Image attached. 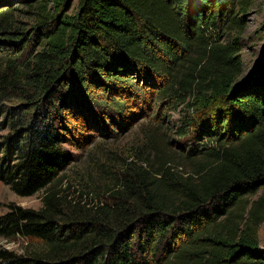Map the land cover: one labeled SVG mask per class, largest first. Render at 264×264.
I'll return each mask as SVG.
<instances>
[{
    "label": "trees",
    "instance_id": "1",
    "mask_svg": "<svg viewBox=\"0 0 264 264\" xmlns=\"http://www.w3.org/2000/svg\"><path fill=\"white\" fill-rule=\"evenodd\" d=\"M67 1H36L41 47L0 73V104L31 90L0 106V181L21 197L43 191L38 209L0 215L1 239L38 242L0 246V264H264V60L236 81L251 0H77L72 15L47 13ZM138 78L171 106L192 100L195 142L178 145L174 165L160 149L155 167H137L95 207L64 203L51 187L69 161L76 100L104 88L135 100Z\"/></svg>",
    "mask_w": 264,
    "mask_h": 264
},
{
    "label": "rangeland",
    "instance_id": "2",
    "mask_svg": "<svg viewBox=\"0 0 264 264\" xmlns=\"http://www.w3.org/2000/svg\"><path fill=\"white\" fill-rule=\"evenodd\" d=\"M36 1L0 0V9L7 10L6 14L0 15V73H8V60L19 66L40 49L42 36L38 32L44 30L40 23L44 18L35 7ZM76 10L77 0H68L65 6L57 9L50 2L46 6L47 13L59 19ZM242 17L245 26L236 35L242 71L236 81L245 78L264 60V0H251ZM234 36L232 32L223 38ZM137 83L141 95L136 101L124 91L106 88L100 94L91 89L89 103L76 100L77 107L67 116L74 135L62 143L69 161L51 187L64 203L77 205L76 209L82 212L95 207L106 201L110 193L121 186L122 178L137 167H155L161 156L160 149L167 151L172 160L168 164L174 165L184 151L178 145L195 142L193 126L184 125L194 117L192 100L171 106L165 100L155 98L154 90L146 86L144 79L138 78ZM19 89L20 93L17 89L8 90L10 97L0 106L22 105L23 100L17 95H29L31 90L26 85ZM182 131H186L184 136H181ZM4 133L5 130H0V137ZM162 155L168 158L166 154ZM42 195L43 191H38L31 196H17L0 181V215L11 205L38 209ZM257 237L259 247H264V221L257 229ZM29 245L37 247L38 242L21 237L0 238V246L16 253Z\"/></svg>",
    "mask_w": 264,
    "mask_h": 264
}]
</instances>
